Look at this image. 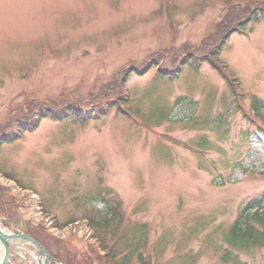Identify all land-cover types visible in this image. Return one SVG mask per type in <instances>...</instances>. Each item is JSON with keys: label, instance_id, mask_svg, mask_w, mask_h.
<instances>
[{"label": "rangeland", "instance_id": "rangeland-1", "mask_svg": "<svg viewBox=\"0 0 264 264\" xmlns=\"http://www.w3.org/2000/svg\"><path fill=\"white\" fill-rule=\"evenodd\" d=\"M251 1L0 0V131L32 101L85 106L123 67L208 43L231 6ZM218 63L238 91L208 64L173 80L134 75L128 115L44 120L0 147V173L37 193L59 224L97 221L119 204L122 227L109 217L106 239L122 236L120 264H141L139 253L150 264H224L226 231L264 192V19L233 35ZM0 189L15 204L3 224L39 229L52 252L65 245L77 264L87 261L84 227H54L31 199L1 180ZM15 253L24 259L10 264H32ZM236 253L240 264H264V247Z\"/></svg>", "mask_w": 264, "mask_h": 264}, {"label": "trees", "instance_id": "trees-1", "mask_svg": "<svg viewBox=\"0 0 264 264\" xmlns=\"http://www.w3.org/2000/svg\"><path fill=\"white\" fill-rule=\"evenodd\" d=\"M262 19H264V1H251L243 6H231L226 16L217 26V33L210 38L208 43H204L201 46L184 45L179 50L157 52L151 55L146 63L138 67L140 72L132 67H124L113 76L111 81L104 86L99 94L92 97L87 106L93 109V114L88 120H99L112 113L125 115L126 111L123 106L128 102V98L125 95L127 93L126 85L134 75L143 76L154 70L161 77L174 79L183 72L186 65L199 69L205 64L211 65L221 74L219 67L213 61V57L217 55L216 52L224 48L234 34L244 31L249 24L259 22ZM170 54L173 56L172 66L166 68L163 61ZM259 105H261L260 102L255 100L253 107L258 114L260 110ZM76 108L78 106L71 103L57 104L56 102L30 105L27 108V112L12 115L8 119V122L0 131V147L4 144L15 143L26 132L35 131L44 120L60 122L71 118L82 119L74 114ZM262 118L264 121L263 116ZM28 124L30 125L29 129L27 128ZM14 205V202L8 197V192L0 189V215L10 220L9 215L14 213ZM120 209L119 204L112 205L108 208L107 214H111L109 217H119ZM97 217H100V215ZM109 217L106 215L104 218L97 219V221L92 220L97 237L103 244V249H106L108 244V239L106 238L109 231ZM72 222L74 220H69L59 225L65 226ZM25 233L38 241L56 260L64 264H77V260L69 256V251L65 245L58 246L56 248L57 253L52 252L53 242L47 238L44 239V235L39 229L27 226ZM116 235L112 236V238L116 237ZM120 243L116 244V246ZM224 243L227 250L229 249L222 257L224 264H240L238 253L234 254L235 251L264 247V192L240 206L239 216L232 223L230 229L226 231ZM86 255H88L87 261L83 264H103L95 248L90 247ZM117 258L116 248L113 250L112 258L109 259L108 264H120V261L117 262ZM139 258L143 260L142 264H150V261L146 260L142 254L139 255Z\"/></svg>", "mask_w": 264, "mask_h": 264}, {"label": "water", "instance_id": "water-1", "mask_svg": "<svg viewBox=\"0 0 264 264\" xmlns=\"http://www.w3.org/2000/svg\"><path fill=\"white\" fill-rule=\"evenodd\" d=\"M15 243H27L32 246L37 253V264H62L55 259H53L43 248L42 246L31 239L25 234H15L9 232L1 223H0V245L3 248V260L0 264H8L12 254V249Z\"/></svg>", "mask_w": 264, "mask_h": 264}, {"label": "bare ground", "instance_id": "bare-ground-1", "mask_svg": "<svg viewBox=\"0 0 264 264\" xmlns=\"http://www.w3.org/2000/svg\"><path fill=\"white\" fill-rule=\"evenodd\" d=\"M3 254H4V251H3L2 246L0 245V263H1L2 260H3ZM31 256H32V255H31Z\"/></svg>", "mask_w": 264, "mask_h": 264}]
</instances>
